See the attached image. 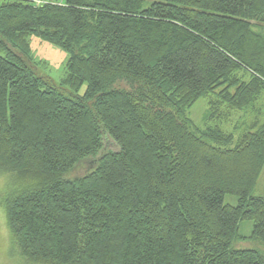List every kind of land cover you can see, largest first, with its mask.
I'll use <instances>...</instances> for the list:
<instances>
[{
  "label": "trees",
  "instance_id": "obj_1",
  "mask_svg": "<svg viewBox=\"0 0 264 264\" xmlns=\"http://www.w3.org/2000/svg\"><path fill=\"white\" fill-rule=\"evenodd\" d=\"M31 36L68 53V94L33 70ZM201 98L204 128L188 116ZM105 136L118 150L99 153ZM263 168L264 0H0L9 255L264 264V250L232 246L244 219L264 245Z\"/></svg>",
  "mask_w": 264,
  "mask_h": 264
},
{
  "label": "rangeland",
  "instance_id": "obj_2",
  "mask_svg": "<svg viewBox=\"0 0 264 264\" xmlns=\"http://www.w3.org/2000/svg\"><path fill=\"white\" fill-rule=\"evenodd\" d=\"M40 2V0H38ZM29 46L31 50V55L35 63H33V70L39 76H46L50 78L52 85L56 86L60 91L67 93L69 89L64 86H59L61 79L66 73V62L69 57L68 53L62 48L48 43L36 36H31L29 39ZM84 91V86L80 88L78 94H82ZM68 94V93H67ZM207 111L206 98H201L193 104V106L188 111V116L193 120V122L200 128H204L207 124L205 120V115ZM250 123V118L245 122ZM232 126L223 125L222 129L225 131H231ZM118 147L116 144L108 137L105 136L103 139V148L99 153L105 151H116ZM94 166V159L88 158L76 164L65 176L69 178L81 176L92 169ZM0 173V195L6 190L12 182V176L5 175L1 176ZM253 195L264 196V168L257 180V183L252 191ZM224 202L226 204H236L237 197L234 195L226 194L224 196ZM253 222L248 219L239 221L238 223V234L239 236L245 237V239H235L232 246L237 249H255L257 251H263L264 245L258 240H251L248 237L251 235ZM9 230L6 225V219L3 210L0 206V264H30L28 263L16 249L9 255Z\"/></svg>",
  "mask_w": 264,
  "mask_h": 264
}]
</instances>
